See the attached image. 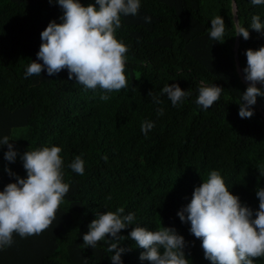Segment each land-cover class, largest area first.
Segmentation results:
<instances>
[{"label": "trees", "instance_id": "16d2710c", "mask_svg": "<svg viewBox=\"0 0 264 264\" xmlns=\"http://www.w3.org/2000/svg\"><path fill=\"white\" fill-rule=\"evenodd\" d=\"M80 2L86 6L94 0ZM236 3L241 26L249 27L254 15L264 23V4ZM61 15L60 7L48 0H0V138L8 136L19 154L61 147L64 179L70 182L53 224L40 235L14 234L12 246L0 250V264H112L114 253L107 251L112 238L92 249L83 244V234L96 213L121 206L148 230L175 227L188 242L189 264H210L201 240L177 216L194 188L217 170L230 191L254 211L259 206L256 191L264 188V98H257L251 118H240L238 103L248 84L236 68L232 0H141L138 14L122 17L116 32L129 46L128 86L108 93V101L100 99L104 93L99 88L85 90L75 78L69 80L67 70L24 77L36 60L40 33L50 21L60 23ZM216 16L226 25L221 43L209 37ZM249 31V40L239 38L243 68L245 51L264 46V36ZM174 83L192 93L176 107L161 92ZM201 83L224 89L207 110L195 103ZM153 97L163 103L157 105ZM158 107L165 109L163 116H157ZM144 120L155 123L147 135L141 132ZM6 151V145L0 147V191L15 182L5 167L26 176L20 156L9 163ZM78 155L85 161L83 176L68 167ZM134 227L119 235L128 237ZM121 246L129 249L122 254L123 264H149L139 259L144 250L131 239ZM254 264H264V258Z\"/></svg>", "mask_w": 264, "mask_h": 264}, {"label": "clouds", "instance_id": "9594fccd", "mask_svg": "<svg viewBox=\"0 0 264 264\" xmlns=\"http://www.w3.org/2000/svg\"><path fill=\"white\" fill-rule=\"evenodd\" d=\"M48 2L55 3L62 10L59 17L61 22L50 21L40 33L41 44L36 60H31L26 67L24 77L41 76L45 70L49 76H53L67 70L68 79L75 78L76 83L83 85L85 90H102V101L110 99L108 93L126 89L129 46L116 38V32L121 27L122 17L138 14L141 0H94V3L86 6L80 0ZM251 3L262 5L264 0H251ZM232 5L237 36L234 49L238 44L236 68L238 63L244 79L237 72L241 80L248 84L238 103V114L245 119L254 115L257 98H264V46L245 51L246 66L243 68L238 54L239 38L249 40V29L264 36V23L260 16L254 15L249 27L241 26L236 0H232ZM145 21L150 23L151 17H145ZM225 31L223 17L211 19L210 39L224 42ZM223 90L216 84L205 86L201 83L195 103L207 110L220 100ZM161 92L166 94L173 107L192 95L175 83L166 84ZM149 96H152V92ZM153 101L157 105L163 103L157 97H153ZM164 112L163 107L156 109L158 117L163 116ZM154 126V121L144 120L141 132L147 135ZM5 145L7 151L4 152V160L15 163L19 155L26 176L21 177L8 167L4 169L10 177L15 178V182L8 183L0 191V250L12 246L14 234L27 238L47 230L70 190V182L64 179L65 164L61 147H41L19 154L8 136L0 138V147ZM68 167L78 175L85 174V161L79 155ZM202 181L194 188L191 201L177 212V216L182 223L190 224V234L201 240L204 258L210 264H254L257 258H264V188L256 191L259 206L254 211L230 191L219 171H210L207 179ZM130 225L136 227L128 237L119 235ZM108 236L112 238L107 239V251L114 253L110 256L112 264H123L122 254L129 249L121 244L126 239H131L135 247L144 250L139 256L141 261H148L149 264H189L190 259L185 252L188 242L175 227L163 225L148 230L139 226L134 213L125 214L123 206L115 211L96 213V218L88 225V231L83 234V244L95 249L98 242Z\"/></svg>", "mask_w": 264, "mask_h": 264}, {"label": "water", "instance_id": "95a60500", "mask_svg": "<svg viewBox=\"0 0 264 264\" xmlns=\"http://www.w3.org/2000/svg\"><path fill=\"white\" fill-rule=\"evenodd\" d=\"M237 47H238V44L236 45V49H235V57H236V58H237V56H238V55H237ZM237 70H238V72H239L241 78L244 79L243 76H242V72H241V69H240L238 63H237ZM244 81H245V80H244ZM245 82H246V81H245Z\"/></svg>", "mask_w": 264, "mask_h": 264}]
</instances>
